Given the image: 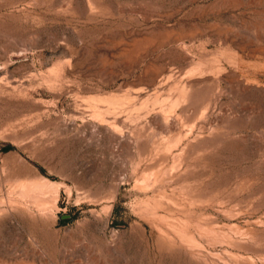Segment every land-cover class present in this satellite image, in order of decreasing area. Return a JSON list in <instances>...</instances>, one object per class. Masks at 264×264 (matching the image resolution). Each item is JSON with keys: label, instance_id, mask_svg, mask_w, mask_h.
<instances>
[{"label": "rangeland", "instance_id": "1", "mask_svg": "<svg viewBox=\"0 0 264 264\" xmlns=\"http://www.w3.org/2000/svg\"><path fill=\"white\" fill-rule=\"evenodd\" d=\"M0 264H264V0H0Z\"/></svg>", "mask_w": 264, "mask_h": 264}, {"label": "bare ground", "instance_id": "2", "mask_svg": "<svg viewBox=\"0 0 264 264\" xmlns=\"http://www.w3.org/2000/svg\"><path fill=\"white\" fill-rule=\"evenodd\" d=\"M31 184V183H30ZM37 185L38 186H36V189H38L39 191L40 190H42V189H45L46 187H51V188H49L47 191H49L50 189H52L53 187H55V185L54 184H48V185H46L45 183H42V184H40V183H37ZM30 187V186H29ZM54 189V188H53ZM55 190V189H54ZM38 192V191H37ZM54 192V191H53ZM55 192H57V190L55 191ZM42 193H43V191H42ZM33 197V196H32ZM34 198H37V197H35L34 196ZM41 198V197H40ZM33 199V198H32ZM38 199V198H37ZM41 206H43V205H41Z\"/></svg>", "mask_w": 264, "mask_h": 264}, {"label": "water", "instance_id": "3", "mask_svg": "<svg viewBox=\"0 0 264 264\" xmlns=\"http://www.w3.org/2000/svg\"><path fill=\"white\" fill-rule=\"evenodd\" d=\"M64 219L66 218V216L63 217Z\"/></svg>", "mask_w": 264, "mask_h": 264}]
</instances>
